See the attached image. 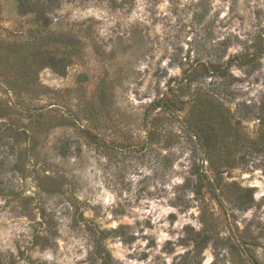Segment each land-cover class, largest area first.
<instances>
[{
    "label": "rangeland",
    "instance_id": "1",
    "mask_svg": "<svg viewBox=\"0 0 264 264\" xmlns=\"http://www.w3.org/2000/svg\"><path fill=\"white\" fill-rule=\"evenodd\" d=\"M48 15L0 0V264H264V0Z\"/></svg>",
    "mask_w": 264,
    "mask_h": 264
},
{
    "label": "trees",
    "instance_id": "2",
    "mask_svg": "<svg viewBox=\"0 0 264 264\" xmlns=\"http://www.w3.org/2000/svg\"><path fill=\"white\" fill-rule=\"evenodd\" d=\"M16 2H17V7L21 12L32 13L37 23H39L41 26L49 27L51 23V19L48 13L52 11L56 3V0H16ZM29 49L24 48L23 50L18 52V56H16L18 59H20V61L26 63L24 65H31V61H26V60L28 58L32 59L35 56L36 52L45 51L42 49V46L35 47L33 52H31V50ZM29 51L31 53H28ZM75 51L77 50L74 49V52ZM69 52L70 49L67 48L66 46L65 49H60L59 46H55L52 50L50 49L46 53L45 58H41L40 60L32 64V66H35L36 69L42 68L44 66H48L58 74L64 75L66 73V67L70 61V56L68 55ZM9 83H11V80L9 81ZM22 83L27 89L36 87L38 84L36 73L34 71H31V73L28 76V79L24 80ZM157 103L158 102H154V104ZM262 137L264 138V133H262ZM96 251L100 255L104 253L100 246L96 247ZM107 257L108 255L106 254L105 259H107Z\"/></svg>",
    "mask_w": 264,
    "mask_h": 264
}]
</instances>
